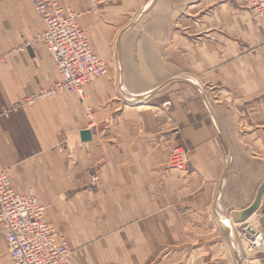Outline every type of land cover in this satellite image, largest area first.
<instances>
[{
	"label": "crops",
	"instance_id": "1",
	"mask_svg": "<svg viewBox=\"0 0 264 264\" xmlns=\"http://www.w3.org/2000/svg\"><path fill=\"white\" fill-rule=\"evenodd\" d=\"M62 3L108 73L81 94L21 104L59 75L45 45L24 47L44 29L30 0H0V163L12 188L35 194L78 264H225V252L237 264L229 245L242 226L264 234V192L243 222L231 216L264 182L263 19L236 0ZM178 144L186 171L168 166ZM3 248L9 257L2 235Z\"/></svg>",
	"mask_w": 264,
	"mask_h": 264
},
{
	"label": "built area",
	"instance_id": "2",
	"mask_svg": "<svg viewBox=\"0 0 264 264\" xmlns=\"http://www.w3.org/2000/svg\"><path fill=\"white\" fill-rule=\"evenodd\" d=\"M63 1L30 0L44 22V29L33 39L26 40L24 47L45 45L55 62L59 80L48 89L26 97L21 104L31 105L37 98L55 92L81 93L85 85L108 73L105 62L92 51L77 15ZM236 1L264 21V0ZM67 158L75 161V148H71ZM170 160L173 167L185 169L186 155L182 146L174 147ZM0 232L11 264H77L69 243L46 221L45 207L34 195L17 193L11 186L8 170L1 163ZM241 233L248 240V250L252 254L264 253V234L249 225L242 226Z\"/></svg>",
	"mask_w": 264,
	"mask_h": 264
},
{
	"label": "rangeland",
	"instance_id": "3",
	"mask_svg": "<svg viewBox=\"0 0 264 264\" xmlns=\"http://www.w3.org/2000/svg\"><path fill=\"white\" fill-rule=\"evenodd\" d=\"M114 44L112 45V48H111V52H112V56H111V63H109V67H110V72H112L113 74L116 73L117 71H119L118 67L119 65L116 63V58H115V54H114ZM108 69V68H107ZM107 75V74H106ZM215 90V89H214ZM82 93V91H81ZM80 93V94H81ZM180 146H182V148L185 150V155H186V166H185V169L184 170H180V169H177L175 167H173V165L171 164V160H170V155L174 149L171 150V153L169 154V157H168V166L170 168H173V169H176L178 171H186L187 170V166H188V156H187V149L182 145V144H178ZM176 145V146H178ZM175 146V147H176ZM69 160V159H68ZM71 163H75L76 162V159L75 161H71L69 160ZM6 168V167H5ZM8 170V168H6ZM34 195V193L30 192L28 195ZM36 197V196H35ZM46 218V217H45ZM47 221V220H46ZM240 230V229H239ZM260 232V231H258ZM262 233V232H260ZM263 234V233H262ZM0 236L2 237V233L0 232ZM63 237V236H62ZM64 238V237H63ZM65 239V238H64ZM230 239V238H229ZM228 239V240H229ZM66 240V239H65ZM238 240H239V246L238 244L236 245L235 248H232L229 244V248H230V251L234 252L235 251H238L239 247H240V250H241V259H238L236 256H235V259L237 260V264H264V253H257V254H252L249 250H248V240L246 239V237L244 235H242L241 231L239 232V236H238ZM67 241V240H66ZM68 242V241H67ZM229 242V241H228ZM233 254V253H232ZM235 255V253H234ZM74 257V256H73ZM120 257V256H119ZM109 258V257H108ZM111 258L114 259V257H110L109 259L111 260ZM116 258V257H115ZM184 258V257H183ZM120 259H125L124 256H121ZM186 259V258H185ZM222 260L225 261V264H232V259L230 258V256L228 254H224V257L221 258ZM75 260V258H74ZM161 262H164L166 261V264H168V257H164L163 255L160 256V259ZM76 261V260H75ZM184 261V259L182 260ZM77 262V261H76ZM0 264H11L10 262V259L9 257L7 256V253H6V249L3 248V249H0ZM78 264V263H77Z\"/></svg>",
	"mask_w": 264,
	"mask_h": 264
},
{
	"label": "water",
	"instance_id": "4",
	"mask_svg": "<svg viewBox=\"0 0 264 264\" xmlns=\"http://www.w3.org/2000/svg\"><path fill=\"white\" fill-rule=\"evenodd\" d=\"M80 139L82 141L90 140L91 139L90 130L80 131ZM263 192H264V182L258 188L256 197H255L253 203L248 208H246L245 210L233 212L231 215L232 220L234 222H243L247 217H249L252 213H254L260 205V200H261V196H262Z\"/></svg>",
	"mask_w": 264,
	"mask_h": 264
}]
</instances>
